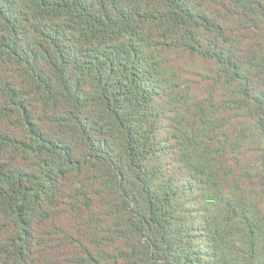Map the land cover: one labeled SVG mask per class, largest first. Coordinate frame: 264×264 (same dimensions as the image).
<instances>
[{
    "label": "trees",
    "instance_id": "1",
    "mask_svg": "<svg viewBox=\"0 0 264 264\" xmlns=\"http://www.w3.org/2000/svg\"><path fill=\"white\" fill-rule=\"evenodd\" d=\"M0 264H264V0H0Z\"/></svg>",
    "mask_w": 264,
    "mask_h": 264
}]
</instances>
